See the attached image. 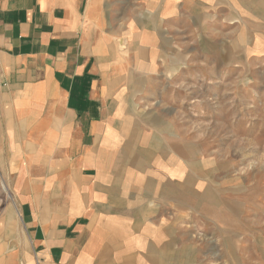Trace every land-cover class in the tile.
<instances>
[{"label":"crops","instance_id":"1","mask_svg":"<svg viewBox=\"0 0 264 264\" xmlns=\"http://www.w3.org/2000/svg\"><path fill=\"white\" fill-rule=\"evenodd\" d=\"M243 49L264 55V0H0V264L264 251L256 199L193 127L192 93Z\"/></svg>","mask_w":264,"mask_h":264},{"label":"rangeland","instance_id":"2","mask_svg":"<svg viewBox=\"0 0 264 264\" xmlns=\"http://www.w3.org/2000/svg\"><path fill=\"white\" fill-rule=\"evenodd\" d=\"M249 55L243 49L241 72L205 81L210 84L208 90L192 93L204 101L203 108L195 112L193 127L200 142L211 155L219 157L226 172L241 176L249 199H256L258 216L251 226L264 244V55H253L251 60ZM241 254L242 264L264 261V251L255 252L249 246ZM257 256L261 262L254 261Z\"/></svg>","mask_w":264,"mask_h":264}]
</instances>
